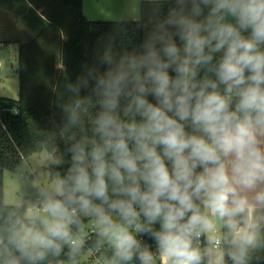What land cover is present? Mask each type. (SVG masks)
I'll list each match as a JSON object with an SVG mask.
<instances>
[{"label":"clouds","instance_id":"1","mask_svg":"<svg viewBox=\"0 0 264 264\" xmlns=\"http://www.w3.org/2000/svg\"><path fill=\"white\" fill-rule=\"evenodd\" d=\"M176 4L142 51L90 74L102 97L99 140L71 146L63 199L45 205L51 220L34 245L58 252L82 212L97 218L120 264H156L137 234L155 240L160 264H202L195 240L217 220L236 231V217L264 204V0ZM121 100L127 121L116 115ZM236 236L241 264L255 235Z\"/></svg>","mask_w":264,"mask_h":264},{"label":"trees","instance_id":"2","mask_svg":"<svg viewBox=\"0 0 264 264\" xmlns=\"http://www.w3.org/2000/svg\"><path fill=\"white\" fill-rule=\"evenodd\" d=\"M27 1L35 10H41V24L27 42L18 43V99L0 96V264H83L84 251L70 246L67 241H57L58 252L44 247H25L22 254L21 245L25 244L22 227L28 224L27 206L4 204L3 171H14L31 154L59 151L60 161L49 169L60 183L66 181L72 163L71 146L99 140L94 132V121L102 111V97L95 90L90 74L102 75L125 55L142 51L144 43L157 32L177 4L176 0L142 1L139 20L94 22L83 15L82 0ZM204 14L207 15V9ZM169 31L174 29L169 28ZM174 38L179 44L178 37ZM8 44L10 42L0 41V46ZM106 57L111 58L112 64L105 63ZM85 81H88L86 87ZM76 88L78 92L74 91ZM78 101L79 107L76 106ZM125 104L121 100L116 113L122 121L130 119L125 115ZM50 199L63 197L51 196ZM261 213V248L245 247L241 264H264V207ZM88 222L89 218L78 212L71 226L77 231ZM155 227L158 230L159 225ZM32 230L43 233L34 227ZM140 236L145 244H156L150 236ZM201 239L202 264H206V252L211 244L206 234L201 235ZM90 246L100 248L103 264H120L114 247L100 234V227ZM221 248L222 264H237L241 259L239 248L225 229ZM127 264H140V261L134 257Z\"/></svg>","mask_w":264,"mask_h":264},{"label":"rangeland","instance_id":"3","mask_svg":"<svg viewBox=\"0 0 264 264\" xmlns=\"http://www.w3.org/2000/svg\"><path fill=\"white\" fill-rule=\"evenodd\" d=\"M0 0V31L4 26L3 9L6 8L5 2ZM83 15L89 21L94 22H122L130 20H139L140 6L142 1L153 0H83ZM1 35V34H0ZM1 37V36H0ZM6 61L8 75L0 77V96L16 100L19 97V80H18V46L3 45L0 46V62ZM60 161L59 151L53 153L42 152L39 154H31L14 170L3 171V192L4 204L9 206H23L26 204L25 218L28 224H24L22 232L24 241L28 247H41L32 243L33 236L37 233L32 227L45 233V221L51 220L48 212L35 213L31 208L35 203L36 197L55 196L60 182L49 169ZM254 195V194H252ZM89 218L88 225L94 223L97 227V218L91 214H84ZM114 220L119 221L116 213H111ZM222 221H216V229L214 232L205 233L206 238L213 240L216 237H222ZM105 241L111 246L108 238L103 236ZM261 248L260 245L253 247ZM200 249V248H199ZM240 250V247H239ZM240 254V253H238ZM222 257V249H208L206 252V260L208 264H220L219 259ZM88 259V253H85L82 261ZM156 264H160V260H156Z\"/></svg>","mask_w":264,"mask_h":264},{"label":"crops","instance_id":"4","mask_svg":"<svg viewBox=\"0 0 264 264\" xmlns=\"http://www.w3.org/2000/svg\"><path fill=\"white\" fill-rule=\"evenodd\" d=\"M5 5L6 8L3 9V14H4L3 17L5 20L3 21L4 26L1 28L0 31L1 34L0 41H8L10 42V44L8 45L10 46L11 45L18 46V43L27 42L36 32L38 25L41 24V17H42L41 10H35L27 0H7L5 2ZM82 6L84 13L83 0H82ZM252 194L253 193H249L250 199L253 196ZM47 197L50 198L51 196H47ZM3 199H4V192H3ZM263 207L264 204H257L254 202L253 208L248 213L236 217V221H237L236 231L244 230L255 235L254 244L251 246H247L246 248H253L254 246L260 244L262 245L263 235L261 231V225H262L261 210ZM223 229L227 230L235 246L239 248L240 246L237 242L236 231L230 230L229 228L224 226V224L222 226V232ZM23 238H24V234H23ZM222 258H223V252H222V257H220V259L218 260L220 264H222ZM206 264H208L207 260H206Z\"/></svg>","mask_w":264,"mask_h":264},{"label":"built area","instance_id":"5","mask_svg":"<svg viewBox=\"0 0 264 264\" xmlns=\"http://www.w3.org/2000/svg\"><path fill=\"white\" fill-rule=\"evenodd\" d=\"M51 199L47 196L44 197H36L35 203L32 206V210L35 213L39 212H47L45 209V205ZM78 214V213H77ZM70 233H71V240L67 241L70 246H73L77 249H81L85 253H88V259L82 261L83 264H103V260L100 256V248L98 247H91L90 242L93 240V237L96 233L97 226L94 223L87 225L85 228H81L80 230H74L69 225ZM137 239L140 241L142 247H147L154 255L157 256L159 260L158 253H157V244L148 245L143 242L142 237L140 234H137ZM74 242V243H73ZM211 248L212 249H219L222 245V237H216L212 241L210 240ZM202 239L201 236L196 240V246L201 247ZM84 257V256H83Z\"/></svg>","mask_w":264,"mask_h":264},{"label":"water","instance_id":"6","mask_svg":"<svg viewBox=\"0 0 264 264\" xmlns=\"http://www.w3.org/2000/svg\"><path fill=\"white\" fill-rule=\"evenodd\" d=\"M8 75L6 61L2 60L0 62V77H6Z\"/></svg>","mask_w":264,"mask_h":264}]
</instances>
